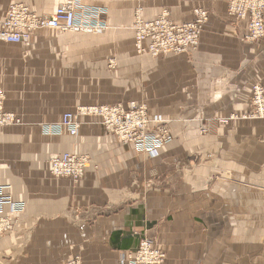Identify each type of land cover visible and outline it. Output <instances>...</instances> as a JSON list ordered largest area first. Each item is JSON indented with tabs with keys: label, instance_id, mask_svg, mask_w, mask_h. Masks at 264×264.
<instances>
[{
	"label": "crops",
	"instance_id": "1",
	"mask_svg": "<svg viewBox=\"0 0 264 264\" xmlns=\"http://www.w3.org/2000/svg\"><path fill=\"white\" fill-rule=\"evenodd\" d=\"M66 1L0 0V18L19 3L50 17ZM75 1L77 17L100 16L106 34L80 39L45 29L25 44L0 42L4 108L20 119L0 134V185L9 184L25 204L0 238V264H67L75 257L82 264H118L144 237L164 252L163 264H264L262 188L250 184L241 196L231 186V176L264 181V143L243 128L231 133L226 150L219 137L194 136L202 124L181 122L204 105L212 115L246 107L253 66L263 67L264 84V38L246 39V24L228 17L227 0ZM137 8L146 20L162 8L174 21L189 19L194 8L211 19L191 57L145 59L133 55L127 30ZM223 71L228 85L220 83ZM144 94L156 97L151 106L173 121L176 138L157 158L123 146L89 120L77 137L42 131L64 112ZM63 154L90 158L79 184L51 177L49 159ZM220 208L228 218L219 216Z\"/></svg>",
	"mask_w": 264,
	"mask_h": 264
},
{
	"label": "rangeland",
	"instance_id": "2",
	"mask_svg": "<svg viewBox=\"0 0 264 264\" xmlns=\"http://www.w3.org/2000/svg\"><path fill=\"white\" fill-rule=\"evenodd\" d=\"M68 1L73 0H67L66 2ZM227 15L236 23L242 22L246 24V39L250 42L255 43L264 38V16L261 18L263 19L262 34L256 36V34L251 30L249 20L247 18L237 16L232 13L231 0H227ZM210 19L211 16L208 11L203 8H194L189 19L185 21H174L171 17L170 11L167 8H162L158 11L156 16L150 20H146L144 19L142 9L137 8L133 11L131 23L127 27V30L130 31L132 35L133 55L139 58L156 60L168 57H191V55L197 51L201 37L207 26H209ZM77 25L78 27H83L85 29L56 32L57 37H62L65 33H72L74 34L72 36H79L80 39H84L85 36H88L91 39H97L100 35L106 34L109 29L107 23L98 15L80 18L77 17ZM112 61L113 60L109 61V68L115 67L112 65ZM260 69H263L260 65H255V68L253 66V78L248 82L250 94L247 98L246 107L243 110L212 115L206 111L210 108V106L204 105L198 110L186 113L184 120L181 122L189 124H202L201 128L195 129L196 134L194 136L219 137L220 147L225 148L226 150L228 149V138L231 137V133L232 136H237L241 133V131H243V128L251 129L253 136H256L259 142L264 143V133H261L264 129V84L259 79ZM230 80L231 78L229 74L223 71L220 75V83L228 85ZM186 94L187 100L191 102V94L188 92H186ZM148 96V94H144L141 100L133 99L128 102H115L78 107L73 112H64L61 114L54 129H51V127H43L42 131L43 133L52 136L67 135L70 137H77L84 121L89 120L100 126L104 134L116 138L123 146L131 147L137 153L146 154L150 158H157L172 145L176 136L169 127L173 121H171V119L162 112L153 108L150 104V102H152L154 105H157L155 101H158V99L156 97ZM4 98L5 104V93ZM81 108H89V111L79 112L78 110ZM11 113L19 118L15 112ZM65 121H70L73 125H80L79 129H76V134L73 133V129H68L70 127L64 125ZM143 123L150 126L147 133L154 135V156H150L141 149V147H144V144L146 145L148 143L140 142L138 146H136L137 144H134L137 137L141 138L140 131L133 132V137L135 139L134 142H124L120 138L122 135L121 130L116 128L119 124L137 125ZM17 125L19 124L0 127V134L6 132V130L12 126ZM110 125L113 127L110 128ZM196 147L201 148L202 146L198 145ZM75 155L87 157L89 160L87 164L88 167L90 164V158L87 155ZM199 156L200 154H198V157L194 159L200 161ZM176 165L178 170L181 169V165L179 163ZM223 179L229 180L230 178L227 177ZM261 179V177L244 178L242 176H231V186H239L241 188V192L237 193V195L241 196H243L244 189H251L250 184L256 188H262L264 193V181L262 182ZM0 187H4L7 190L5 195L14 197L12 187L9 184H5L3 186L0 185ZM18 202L25 206L22 201ZM228 211L230 212L231 210L228 209ZM19 215H11L7 210H5V216L3 217L8 220H18L17 216ZM219 216L224 219L226 216L228 218L229 214L227 209L220 208Z\"/></svg>",
	"mask_w": 264,
	"mask_h": 264
},
{
	"label": "built area",
	"instance_id": "3",
	"mask_svg": "<svg viewBox=\"0 0 264 264\" xmlns=\"http://www.w3.org/2000/svg\"><path fill=\"white\" fill-rule=\"evenodd\" d=\"M80 10L77 1H68L58 5L52 16H38L24 4L10 5L0 18V42L7 44H25L29 42L32 36L41 30L52 29L56 32H67L85 29L77 25V11ZM231 11L237 16L247 18L251 30L259 36L263 31L264 16V0H231ZM4 93L0 90V127L20 124L19 118L6 111L4 108ZM88 109V110H87ZM81 108L79 112H87L89 108ZM64 125L73 129L76 134V129L80 125H73L70 121H65ZM51 127V126H45ZM112 128L113 126H109ZM150 126L143 124H119L116 126L121 130V139L126 142H134L133 132L140 131V137L136 138L135 145L140 142L148 143L141 147L143 152L154 156V135L149 134ZM55 127H51L54 129ZM169 139V138H167ZM169 141V140H167ZM153 146V147H152ZM88 158L85 156H77L71 154H63L58 157H53L49 160V173L54 178H64L70 180L73 184H78L87 168ZM6 189L0 187V238L8 234L14 222L5 219V210L11 215L21 214L25 206L20 202L13 201L11 196L5 195ZM165 261L164 252L155 244L154 241L148 238H142L138 248L135 251H129L121 255L118 264H163ZM67 264H81L80 258L76 257Z\"/></svg>",
	"mask_w": 264,
	"mask_h": 264
},
{
	"label": "bare ground",
	"instance_id": "4",
	"mask_svg": "<svg viewBox=\"0 0 264 264\" xmlns=\"http://www.w3.org/2000/svg\"><path fill=\"white\" fill-rule=\"evenodd\" d=\"M24 5H25V4H24ZM26 6H27V5H26ZM27 7H28V6H27ZM28 8H29V7H28ZM30 10H31V9H30ZM31 11H32V10H31ZM32 12H33V11H32ZM71 155H74V154H71ZM50 160H51V159H50ZM85 171H86V170H85ZM53 178H54V177H53ZM54 179H58V178H54ZM11 198H12L13 201H16L14 197L11 196ZM17 202H18V201H17ZM12 221H13V220H12ZM4 236H5V235H4ZM75 258H76V257H75ZM72 260H73V259H72ZM80 261H81V260H80ZM81 264H82V262H81Z\"/></svg>",
	"mask_w": 264,
	"mask_h": 264
}]
</instances>
